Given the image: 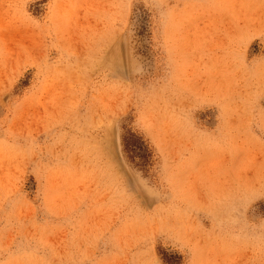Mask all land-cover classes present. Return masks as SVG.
I'll return each mask as SVG.
<instances>
[{
    "label": "rangeland",
    "instance_id": "374dc122",
    "mask_svg": "<svg viewBox=\"0 0 264 264\" xmlns=\"http://www.w3.org/2000/svg\"><path fill=\"white\" fill-rule=\"evenodd\" d=\"M0 264H264V0H0Z\"/></svg>",
    "mask_w": 264,
    "mask_h": 264
}]
</instances>
